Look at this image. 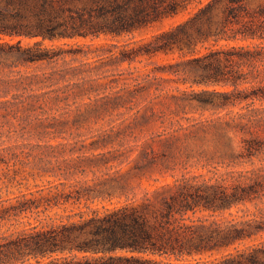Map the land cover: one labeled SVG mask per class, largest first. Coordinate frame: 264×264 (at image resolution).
Masks as SVG:
<instances>
[{
	"label": "trees",
	"instance_id": "16d2710c",
	"mask_svg": "<svg viewBox=\"0 0 264 264\" xmlns=\"http://www.w3.org/2000/svg\"><path fill=\"white\" fill-rule=\"evenodd\" d=\"M181 16L142 39L144 45L131 49L133 57L175 51L192 56L186 63L195 84L233 87L211 92L224 99L218 107L264 100V0H0V56L22 64L55 61L81 51L45 47L43 41L116 39ZM24 39L39 40L24 46ZM210 42L226 44L201 54L199 47ZM246 84L259 88L247 94L239 90ZM243 119L244 132L254 135L249 127L264 124V111ZM243 143L239 156L252 168L229 172L223 184L183 175L112 207L91 206L105 198L104 190L58 186L0 200V264H264V241L240 248L264 233V208L258 206L264 163L254 166L264 141ZM14 165L0 154V180L13 179ZM241 206L247 212L240 221L217 217Z\"/></svg>",
	"mask_w": 264,
	"mask_h": 264
},
{
	"label": "rangeland",
	"instance_id": "374dc122",
	"mask_svg": "<svg viewBox=\"0 0 264 264\" xmlns=\"http://www.w3.org/2000/svg\"><path fill=\"white\" fill-rule=\"evenodd\" d=\"M182 19L116 39L43 41L45 47L81 51L55 61L22 64L0 56V154L15 163L13 179L0 180V200L58 186L66 192L104 190L105 198L91 206L112 207L183 175L223 184L229 172L252 168L239 156L243 140L264 141V124L249 127L250 135L243 130V116L263 112L264 100L218 107L224 99L211 92L233 87L195 84L186 63L192 56L132 55L131 49L144 45L142 39ZM38 40L24 39L23 45ZM223 44L210 42L199 52ZM251 85L239 90L256 92L259 86ZM254 161L256 167L264 163V150ZM258 206L264 208V197ZM245 212L241 206L217 217L240 221ZM261 241L264 233L240 248Z\"/></svg>",
	"mask_w": 264,
	"mask_h": 264
}]
</instances>
